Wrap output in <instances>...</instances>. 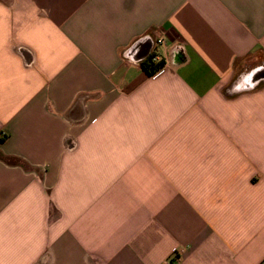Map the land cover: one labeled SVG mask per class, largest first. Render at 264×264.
<instances>
[{"label": "crops", "instance_id": "obj_1", "mask_svg": "<svg viewBox=\"0 0 264 264\" xmlns=\"http://www.w3.org/2000/svg\"><path fill=\"white\" fill-rule=\"evenodd\" d=\"M0 264H264V0H0Z\"/></svg>", "mask_w": 264, "mask_h": 264}, {"label": "trees", "instance_id": "obj_2", "mask_svg": "<svg viewBox=\"0 0 264 264\" xmlns=\"http://www.w3.org/2000/svg\"><path fill=\"white\" fill-rule=\"evenodd\" d=\"M162 66H164V62L157 65L154 63L153 54H151L150 57L146 61H144L142 65V67L151 75L159 70Z\"/></svg>", "mask_w": 264, "mask_h": 264}, {"label": "built area", "instance_id": "obj_3", "mask_svg": "<svg viewBox=\"0 0 264 264\" xmlns=\"http://www.w3.org/2000/svg\"><path fill=\"white\" fill-rule=\"evenodd\" d=\"M157 44L163 45L164 44V39L162 37H159L157 39ZM153 61H154V63L156 65L163 62L162 59L158 55H156V54L155 55L153 54ZM160 73H161V68L159 70H157L155 73H153L152 75L155 78V77H158L160 75Z\"/></svg>", "mask_w": 264, "mask_h": 264}]
</instances>
